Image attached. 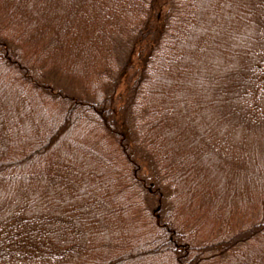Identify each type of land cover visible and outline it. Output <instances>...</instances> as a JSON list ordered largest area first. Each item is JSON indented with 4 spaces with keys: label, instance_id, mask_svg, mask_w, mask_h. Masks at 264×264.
I'll list each match as a JSON object with an SVG mask.
<instances>
[{
    "label": "trees",
    "instance_id": "16d2710c",
    "mask_svg": "<svg viewBox=\"0 0 264 264\" xmlns=\"http://www.w3.org/2000/svg\"><path fill=\"white\" fill-rule=\"evenodd\" d=\"M0 264H264V0H0Z\"/></svg>",
    "mask_w": 264,
    "mask_h": 264
},
{
    "label": "rangeland",
    "instance_id": "374dc122",
    "mask_svg": "<svg viewBox=\"0 0 264 264\" xmlns=\"http://www.w3.org/2000/svg\"><path fill=\"white\" fill-rule=\"evenodd\" d=\"M164 6V5H163ZM163 9V8H162ZM129 38L128 36H120L118 38V41L115 42L114 46H115V52H116V57H117V61L119 64H124L125 62H127V57L126 54L129 51ZM134 57V56H133ZM138 66V61L137 59L134 57V60L132 62V64L130 65V67H128L126 70H124V73L122 74V77H130L135 70H137ZM247 180V177H246ZM247 182V181H246ZM251 185V183H250ZM219 192L221 194H223L224 192H226L224 189L223 190H219ZM219 196V195H218ZM228 196V193H227ZM222 197H220V201L219 202H223V199H221ZM230 199V198H228ZM223 258V257H221Z\"/></svg>",
    "mask_w": 264,
    "mask_h": 264
}]
</instances>
